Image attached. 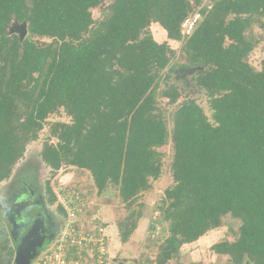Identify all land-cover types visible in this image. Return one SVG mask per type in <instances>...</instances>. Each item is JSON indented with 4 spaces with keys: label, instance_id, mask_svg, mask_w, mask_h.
I'll return each mask as SVG.
<instances>
[{
    "label": "trees",
    "instance_id": "obj_1",
    "mask_svg": "<svg viewBox=\"0 0 264 264\" xmlns=\"http://www.w3.org/2000/svg\"><path fill=\"white\" fill-rule=\"evenodd\" d=\"M102 1L0 0V182L46 125L54 142L43 144L41 161L52 174L62 166L87 172L98 196L113 189L126 209L122 242L141 217L138 195L168 166L171 183L154 207L166 236L144 264L177 260L183 244L225 216L239 221L235 236L211 251L231 264H264V64L247 61L252 28L264 30V0H111L93 18ZM12 23L25 25L23 37L9 32ZM169 41L180 43L185 62ZM178 69H192L185 92L170 82ZM158 96L174 109L158 107ZM57 113L69 120L47 122ZM45 192L54 204L48 182Z\"/></svg>",
    "mask_w": 264,
    "mask_h": 264
},
{
    "label": "rangeland",
    "instance_id": "obj_2",
    "mask_svg": "<svg viewBox=\"0 0 264 264\" xmlns=\"http://www.w3.org/2000/svg\"><path fill=\"white\" fill-rule=\"evenodd\" d=\"M110 1L111 0H103L97 8L92 9L93 18H99ZM189 1L194 5V0ZM211 1L212 0H200V5H207ZM19 27V24L12 23L9 26V32L20 35ZM150 32L157 42H162L166 39L164 30L156 23L150 26ZM251 35L257 41L255 47L249 53L247 61L254 69L259 70L264 64V30L254 26L251 30ZM36 40L41 42L47 39L36 38ZM169 46L176 51V59L178 62L186 61L180 51V43L169 41ZM191 73L192 70L178 69L173 73L170 82L174 83L180 90L185 92L187 91L186 84L189 82ZM161 87L162 84L159 88ZM192 96L203 108L205 114L209 115L210 111L207 107L205 97L201 94H194ZM156 102L158 107L166 110L167 113L174 109V105L167 104V99L162 96H158ZM167 118L169 121V116ZM68 120L69 118L63 113H57L51 115L47 119V122ZM47 130V126L45 125L38 139L30 142L26 146L23 157L12 169L10 177L0 182L1 225H4L13 215L9 213L3 214V207L10 203L13 198L16 201L14 203L15 206L24 205L25 201L23 198H28V191L31 189L36 196L33 200H38L39 206H42L38 212L44 210L47 218L46 220L52 222L55 231L56 229L59 230L61 226V216L57 212L56 207H54V204H49L46 200L47 194L45 192V186L46 182H48L52 190H57L58 188L75 189L83 196H88L89 205L85 216L90 220L95 219L98 221L99 219V222L105 225L109 246L115 251L113 254L117 256L122 255L128 258V260H135L137 264H144L146 261L147 263L148 261L154 262L157 246L166 236L167 224L158 222L159 217L154 213V207L164 188L171 183L168 166L164 165L160 177L152 182V187L148 191L138 195L133 207L137 208L140 204L142 205L138 207L141 209V217L138 219L136 228L130 234L127 241L122 242L119 237L117 222L124 219L126 215L125 206L118 201L113 189L107 190V192L101 196L96 195L92 180L85 171L73 167L62 166L52 174L51 169L44 164L39 157V152L43 144L54 142V139L48 137ZM160 150L165 154L163 156V161L167 164L169 161L168 155L170 152V145H164ZM14 204L11 208H13ZM29 208L30 207L23 208L21 212L32 213L35 211ZM153 222L157 223H155L156 225L154 224V228H151L150 225ZM49 224L51 225V223ZM238 224L239 221L237 219L225 216L220 227L206 232L191 243L183 244L179 249V258L177 260L171 259L167 264H188L190 262L201 264H231L226 255L212 252L211 246L221 240H232L235 236ZM54 235L55 234H52V236H50V242L53 241ZM48 242L49 240L43 242L41 249L47 247ZM41 249L38 248V252H40ZM243 264L250 263L245 261Z\"/></svg>",
    "mask_w": 264,
    "mask_h": 264
},
{
    "label": "built area",
    "instance_id": "obj_3",
    "mask_svg": "<svg viewBox=\"0 0 264 264\" xmlns=\"http://www.w3.org/2000/svg\"><path fill=\"white\" fill-rule=\"evenodd\" d=\"M198 17L195 13L183 22L184 34L191 31ZM54 193V207H62L65 215H60L61 226L53 241H49L29 264H114L105 225L85 216L88 197L75 189L58 188Z\"/></svg>",
    "mask_w": 264,
    "mask_h": 264
},
{
    "label": "water",
    "instance_id": "obj_4",
    "mask_svg": "<svg viewBox=\"0 0 264 264\" xmlns=\"http://www.w3.org/2000/svg\"><path fill=\"white\" fill-rule=\"evenodd\" d=\"M19 29L20 36L23 37L26 33L25 25L21 24ZM15 214V218L10 217L9 219L12 228L8 229V233L12 239L15 252L13 264H29L30 260L37 254L38 248H40L42 245V243H40L41 238H36L35 241L31 236V233L37 230L36 220H33L29 223V220H27L28 218L22 216L20 208H18ZM17 217L18 221H15Z\"/></svg>",
    "mask_w": 264,
    "mask_h": 264
},
{
    "label": "flooded vegetation",
    "instance_id": "obj_5",
    "mask_svg": "<svg viewBox=\"0 0 264 264\" xmlns=\"http://www.w3.org/2000/svg\"><path fill=\"white\" fill-rule=\"evenodd\" d=\"M36 196L34 195V193H33V190H29L28 191V198H23V200L25 201V204L24 205H18V206H15V200H14V198H13V200H11V202L10 203H8V204H6L4 207H3V205H2V207H3V214L4 213H9V214H13L11 217L12 218H15V213L17 212V210H18V208H20V209H23V208H28V207H30L29 209H34L35 211H33L32 212V215H27L26 213H22V216H24V217H26V218H28L27 220H29L28 222L30 223L31 221H33V220H36V228H37V230H35V231H33V233H31V236H32V238H34V240L36 241V238L38 239V238H41V241H40V243H42L43 244V242H45V240H44V238H45V233L47 234L48 233V236H49V234H51L50 236H52V234H57V229H56V231H55V227L53 226V224H52V222H48V220H46L47 218H46V214H45V212H44V210L43 211H40V212H38V210H40V208L42 207V206H39V201L38 200H33V198H35ZM22 200V201H23ZM21 201V202H22ZM14 204V206H13V208H11V206ZM42 212V213H41ZM15 214V215H14ZM24 214V215H23ZM43 217V218H42ZM20 219H21V217H20ZM15 221H18V217L15 219ZM49 223H51V225L49 224ZM5 226H7V228L9 229H11L12 227H11V222L9 221V220H7L5 223ZM16 230V229H15ZM17 232V231H16ZM55 235H54V237H55ZM48 239L50 240V237H48ZM33 240V241H34ZM44 240V241H43ZM42 248V245L40 246V248L39 249H41Z\"/></svg>",
    "mask_w": 264,
    "mask_h": 264
},
{
    "label": "crops",
    "instance_id": "obj_6",
    "mask_svg": "<svg viewBox=\"0 0 264 264\" xmlns=\"http://www.w3.org/2000/svg\"><path fill=\"white\" fill-rule=\"evenodd\" d=\"M26 214L32 215L31 212H27ZM0 221L2 220L0 219ZM96 222L100 223L99 219L98 221L96 220ZM48 237H50V235L48 236V233L47 234L45 233L44 240L45 241L49 240ZM113 252L115 253V251H113V249L109 246V254L114 264H137L135 260H132V259L128 260V258L123 257L122 255L117 256L113 254ZM14 255H15V252L13 248V242L9 236L8 228L7 226H5V224L1 225L0 223V264H12L14 260Z\"/></svg>",
    "mask_w": 264,
    "mask_h": 264
}]
</instances>
